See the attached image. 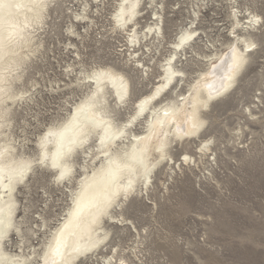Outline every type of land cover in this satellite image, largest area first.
Here are the masks:
<instances>
[{
  "label": "rangeland",
  "instance_id": "374dc122",
  "mask_svg": "<svg viewBox=\"0 0 264 264\" xmlns=\"http://www.w3.org/2000/svg\"><path fill=\"white\" fill-rule=\"evenodd\" d=\"M121 2L48 0L42 19L28 29L29 44L16 54L0 150L13 147L17 160L31 159L33 165L18 187L20 234L12 229L5 247L29 256L27 264H41L45 243L71 207L83 166L90 172L101 163L80 152L73 173L60 180L50 162L40 160V139L62 126L93 91L87 77L111 69L129 79L125 105L110 92L103 103L116 124L128 125L136 103L161 80V65L174 45L185 31H196L177 50L175 66L184 79L156 107L189 97L233 50L254 46L234 86L201 110L206 123L200 132L172 138L165 160L160 150L153 152L158 165L150 182L142 178L136 191L110 209L113 219L103 224L108 239L75 264H264V0H142L135 27L115 22ZM155 13L162 16L160 36L149 31ZM133 30L141 40L134 47ZM148 116L129 132L142 135ZM96 145L94 138L89 148Z\"/></svg>",
  "mask_w": 264,
  "mask_h": 264
},
{
  "label": "bare ground",
  "instance_id": "6f19581e",
  "mask_svg": "<svg viewBox=\"0 0 264 264\" xmlns=\"http://www.w3.org/2000/svg\"><path fill=\"white\" fill-rule=\"evenodd\" d=\"M140 4L142 0H122L114 16L115 22L121 27L137 26ZM47 6L48 0H0V137L7 111L3 105L13 96L8 82L13 67L19 63L16 54L29 44L28 29L33 22L42 19ZM153 17L156 23L149 31L155 30L160 36L162 16L155 13ZM195 36L196 31H185L174 45L176 51L166 64L161 65L164 72L161 80L151 94L136 103V113L128 125L116 124L103 103L107 104L110 92L119 104L125 105L130 95L129 79L111 69L100 70L87 77L94 85L91 94L75 106L62 126L50 128L40 139V160L49 161L60 180L73 173L75 157L80 152L86 158L101 159L100 165L90 172L87 165L83 166L84 175L72 191L71 207L45 243L41 264H75L79 258L99 249L109 237L103 224L105 218L113 219L110 209L128 197L142 178L146 183L150 182V175L158 165L151 159L153 152L160 150V157L164 159L165 148L172 138L200 132L206 123L201 110L234 86L248 60V50L254 46L252 42L246 43V51L236 48L212 72L203 75L191 88L189 97L162 107L155 106L163 94L172 90L177 79H184L185 73L175 66L177 50L184 48ZM144 37L148 36L145 34ZM130 44L133 47L141 44L136 30L130 35ZM137 66L143 67L139 61ZM145 113L149 115L146 131L142 135L131 134L127 128L133 127ZM94 138L97 145L92 150L89 146ZM126 141L128 145L117 150L119 142ZM13 150L8 145L1 146L0 150V264H27L29 256L22 252L12 253L5 247L11 239L12 229L20 234L16 225L18 187L24 183L33 165L31 159L17 160Z\"/></svg>",
  "mask_w": 264,
  "mask_h": 264
}]
</instances>
